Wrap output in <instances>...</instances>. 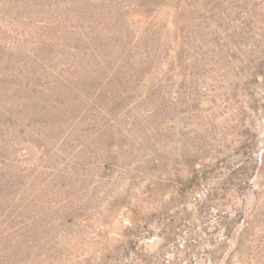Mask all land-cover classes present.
<instances>
[{
  "label": "rangeland",
  "instance_id": "rangeland-1",
  "mask_svg": "<svg viewBox=\"0 0 264 264\" xmlns=\"http://www.w3.org/2000/svg\"><path fill=\"white\" fill-rule=\"evenodd\" d=\"M0 264H264V0H0Z\"/></svg>",
  "mask_w": 264,
  "mask_h": 264
}]
</instances>
